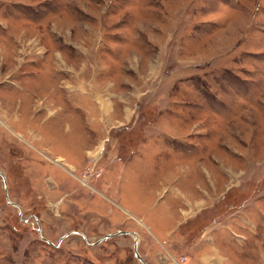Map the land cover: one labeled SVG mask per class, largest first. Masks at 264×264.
Masks as SVG:
<instances>
[{
  "label": "rangeland",
  "instance_id": "obj_1",
  "mask_svg": "<svg viewBox=\"0 0 264 264\" xmlns=\"http://www.w3.org/2000/svg\"><path fill=\"white\" fill-rule=\"evenodd\" d=\"M136 240L264 264V0H0V264Z\"/></svg>",
  "mask_w": 264,
  "mask_h": 264
},
{
  "label": "water",
  "instance_id": "obj_2",
  "mask_svg": "<svg viewBox=\"0 0 264 264\" xmlns=\"http://www.w3.org/2000/svg\"><path fill=\"white\" fill-rule=\"evenodd\" d=\"M18 206V205H17ZM120 233H124V234H131L136 238V233L134 231H120ZM111 234H109L108 236H110ZM135 256L141 260L144 264H146V262L144 261L143 257L141 256V254L138 251V246H137V240L135 241Z\"/></svg>",
  "mask_w": 264,
  "mask_h": 264
}]
</instances>
